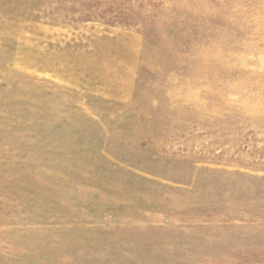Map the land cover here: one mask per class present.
Instances as JSON below:
<instances>
[{
    "label": "rangeland",
    "instance_id": "obj_1",
    "mask_svg": "<svg viewBox=\"0 0 264 264\" xmlns=\"http://www.w3.org/2000/svg\"><path fill=\"white\" fill-rule=\"evenodd\" d=\"M0 264H264V0H0Z\"/></svg>",
    "mask_w": 264,
    "mask_h": 264
}]
</instances>
